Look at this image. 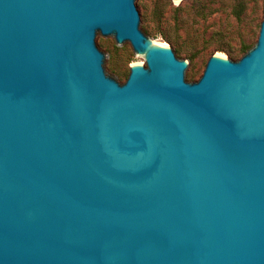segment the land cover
<instances>
[{"label": "water", "instance_id": "water-1", "mask_svg": "<svg viewBox=\"0 0 264 264\" xmlns=\"http://www.w3.org/2000/svg\"><path fill=\"white\" fill-rule=\"evenodd\" d=\"M143 1L0 0V264H264V16L196 81Z\"/></svg>", "mask_w": 264, "mask_h": 264}, {"label": "rangeland", "instance_id": "rangeland-1", "mask_svg": "<svg viewBox=\"0 0 264 264\" xmlns=\"http://www.w3.org/2000/svg\"><path fill=\"white\" fill-rule=\"evenodd\" d=\"M146 37L167 43L196 81L210 56L239 60L256 43L264 16V0H144ZM110 74L124 83L133 63L146 67L132 46L100 40Z\"/></svg>", "mask_w": 264, "mask_h": 264}, {"label": "bare ground", "instance_id": "bare-ground-1", "mask_svg": "<svg viewBox=\"0 0 264 264\" xmlns=\"http://www.w3.org/2000/svg\"><path fill=\"white\" fill-rule=\"evenodd\" d=\"M175 1H178V0H175ZM152 47H155V48H161V49H167L169 46L167 45V43L165 42H161V41H153L152 43ZM219 57V56H218ZM221 58H223L221 56ZM141 64L140 63H133L132 64V67H135V66H140Z\"/></svg>", "mask_w": 264, "mask_h": 264}]
</instances>
